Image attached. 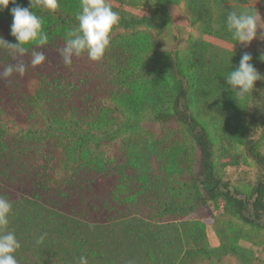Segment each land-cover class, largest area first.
Here are the masks:
<instances>
[{"label": "trees", "instance_id": "obj_1", "mask_svg": "<svg viewBox=\"0 0 264 264\" xmlns=\"http://www.w3.org/2000/svg\"><path fill=\"white\" fill-rule=\"evenodd\" d=\"M149 1L107 0L120 19L103 57L82 54L66 66L58 51L77 26L80 0H57L53 12L33 0L48 43L25 45V54L34 48L49 57L40 67L23 60L25 73L7 77L13 90L0 96V197L12 204L7 230L20 243L18 264H79L81 256L88 264H223L229 257L254 264L240 245L248 232L228 222L216 227L214 248L203 215H192L223 199L225 212L264 230V153L254 138L261 130L264 139V80L237 102L225 78L243 50L205 39L237 47L227 13L259 12L264 0H152L149 16L132 12ZM181 4L200 38L164 52L139 28ZM17 5L30 8L17 0L0 10V37L9 43H17L10 34ZM15 57L0 47V68L18 64ZM261 65L264 76V59ZM44 66L60 70L47 75ZM226 141L242 144L260 171L249 195L217 175V145Z\"/></svg>", "mask_w": 264, "mask_h": 264}, {"label": "clouds", "instance_id": "obj_2", "mask_svg": "<svg viewBox=\"0 0 264 264\" xmlns=\"http://www.w3.org/2000/svg\"><path fill=\"white\" fill-rule=\"evenodd\" d=\"M9 3L17 4V0H0V10L7 8ZM30 8L19 5L11 9L13 22L10 34L17 43H9L0 37V47L10 50L13 56H24L28 49L25 45L42 47L48 43V35L43 30V20L32 9L33 0H29ZM35 4L42 9L53 12L57 9V0H35ZM80 11L76 14L77 26L66 34L65 44L59 49L58 54L64 65L70 66L73 57L87 54L91 61L100 60L110 45V36L113 29L119 24V13L112 9L107 0H80ZM225 27L230 33L232 40L245 47L249 46L254 39L264 41V19L257 10L240 9L231 10L227 13ZM258 30L259 36H258ZM31 65L39 66L45 62L46 56L43 51L32 50ZM251 54L245 52L238 66L231 70L225 78L226 90H230L235 100H245L254 90L258 80H264V76L255 69L251 63ZM26 65L21 62L6 66L2 76L4 78L19 73L23 75ZM11 202L0 197V264H18L15 253L20 248V243L13 231L7 230L11 213ZM46 233L41 234L37 244L43 243ZM79 264H88L87 258L81 256Z\"/></svg>", "mask_w": 264, "mask_h": 264}, {"label": "rangeland", "instance_id": "obj_3", "mask_svg": "<svg viewBox=\"0 0 264 264\" xmlns=\"http://www.w3.org/2000/svg\"><path fill=\"white\" fill-rule=\"evenodd\" d=\"M156 5L153 1L150 0L147 4H143L140 7L132 9V12L138 15L149 16L154 12ZM184 5L180 6H170L168 7L167 16L157 17L153 19V22L150 25L142 26L139 29L144 33L145 37L156 41L157 46L164 52L176 51V50H185L189 45L190 39L200 38L199 31L191 27L184 16ZM262 19H264V5L258 12ZM260 30H258L259 36ZM206 40L212 43V45L223 48L225 51L234 52L237 48H241L243 52H247L252 56V64L258 72H261V60L264 59V41L259 38L254 39L251 44L245 47L242 44L234 46L225 41H220L215 38L205 37ZM49 55H47L48 59ZM31 56L25 54L24 56H16L15 61L21 63L24 61L28 65L31 64ZM30 62V63H29ZM57 62V61H56ZM39 65L38 67H40ZM4 68H0V76H2ZM60 70V69H58ZM57 69H52L50 66H44V73L47 75L58 72ZM77 72L76 68L72 69ZM67 70L65 74L67 75ZM3 77V76H2ZM4 78V77H3ZM14 79V78H12ZM12 79L5 78V81L0 80V91L13 90L12 89ZM19 82H23L20 77ZM9 85V88L2 89L3 86L6 87V84ZM1 91V95L4 94ZM254 116H257L255 114ZM254 117L249 116V120H253ZM145 128H150L156 132H159V126L150 121H145L143 124ZM263 133L261 130L254 136V138H259L261 142V151L264 153V139ZM220 150L217 154V175L222 181L231 184L237 188L240 192L249 195L258 181L260 176V171L256 164L247 156L245 148L242 144H231L226 141L223 144H218ZM225 201L223 199L218 202L208 201L202 205V210L200 212L194 213L192 216L194 218L198 217L199 214L203 215L202 220L206 224L208 242L211 247L218 248L220 246V239L216 227L220 229L227 223L234 228H242L248 234L246 237L257 236L259 238L258 242L254 243L251 241L250 237L240 242V245L247 250H251L254 253L255 259L254 264H264V230L256 229L252 230L251 225L243 222L238 216L230 215L224 210ZM223 264H239V262L233 258H227Z\"/></svg>", "mask_w": 264, "mask_h": 264}]
</instances>
